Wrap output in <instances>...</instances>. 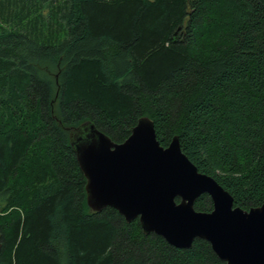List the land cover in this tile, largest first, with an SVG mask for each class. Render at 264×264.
Masks as SVG:
<instances>
[{"label": "trees", "instance_id": "1", "mask_svg": "<svg viewBox=\"0 0 264 264\" xmlns=\"http://www.w3.org/2000/svg\"><path fill=\"white\" fill-rule=\"evenodd\" d=\"M141 116L264 203V0H0V264H226L88 208L71 128L119 143Z\"/></svg>", "mask_w": 264, "mask_h": 264}, {"label": "water", "instance_id": "2", "mask_svg": "<svg viewBox=\"0 0 264 264\" xmlns=\"http://www.w3.org/2000/svg\"><path fill=\"white\" fill-rule=\"evenodd\" d=\"M70 144L90 211L112 207L177 248L204 239L226 264H264V203L234 206L231 194L183 153L178 136L159 143L149 117H139L119 143L85 121L71 128ZM202 194L212 201L210 211L194 208Z\"/></svg>", "mask_w": 264, "mask_h": 264}, {"label": "rangeland", "instance_id": "3", "mask_svg": "<svg viewBox=\"0 0 264 264\" xmlns=\"http://www.w3.org/2000/svg\"><path fill=\"white\" fill-rule=\"evenodd\" d=\"M42 11H43V15H45V14H46V12H47V10L45 9V7H44V8H42Z\"/></svg>", "mask_w": 264, "mask_h": 264}]
</instances>
